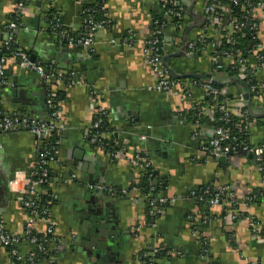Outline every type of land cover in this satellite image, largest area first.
Here are the masks:
<instances>
[{"label":"crops","instance_id":"crops-1","mask_svg":"<svg viewBox=\"0 0 264 264\" xmlns=\"http://www.w3.org/2000/svg\"><path fill=\"white\" fill-rule=\"evenodd\" d=\"M180 1L184 7L182 28L176 32L167 27L163 51L164 66L180 87L165 93L148 90L155 78L142 53L151 17L154 13L161 16L156 0H105L110 25L96 31L87 53L67 48L44 29V12L50 9L65 30L81 33L82 5L78 1L26 3L21 25L14 31L17 47L30 60L53 68L69 81L65 85L46 83L9 59L0 89V106L7 113L46 122L49 110L44 100L49 89L62 109L60 165L51 168L49 182L37 189L40 198L51 203L53 227V241L41 264H145L151 249L159 251L155 264H264L262 177L247 155L234 154L220 162L203 151L213 135L214 120L205 109L204 93L189 86L193 78L203 81L212 74L213 81L235 98L239 81L226 70L212 73L209 57L214 49L210 47L191 58L186 56L189 41L201 36L214 41L216 33L212 28L207 34L203 31L202 0ZM15 2L0 0V30L10 22ZM257 19L264 44V14ZM129 33L134 37L131 46L123 44ZM1 43L0 39V47ZM239 105L232 100V109ZM251 107V114H264L263 105ZM197 108L201 119L197 118L200 125L195 126L189 114ZM98 114L109 125L100 135V143L114 145V150L125 148L124 153H116L113 163L86 136ZM254 119L250 143L259 146L264 142V119ZM142 136L145 140L139 139ZM37 152L38 142L31 134L20 130L0 133V233L19 239L22 263L31 246L24 237L28 214L20 192L25 178L34 176ZM134 156L150 161L154 186L162 188L159 195L166 192V204L158 216L148 214L145 196L134 187L141 177L130 162ZM16 172L23 176L12 187ZM71 175L75 178L70 181ZM89 185L123 190L127 196L93 192ZM205 187L215 192L227 187L238 199L256 195L245 210L258 220L260 233L254 237L242 218H224L221 206L207 204V212L202 214L205 219L191 218L193 212H201L193 194ZM171 199L175 201L171 203ZM37 230L42 234L44 225L38 224ZM0 264H9L1 245Z\"/></svg>","mask_w":264,"mask_h":264},{"label":"built area","instance_id":"built-area-1","mask_svg":"<svg viewBox=\"0 0 264 264\" xmlns=\"http://www.w3.org/2000/svg\"><path fill=\"white\" fill-rule=\"evenodd\" d=\"M40 1L42 3H48L50 0ZM27 2L28 0H16L13 15H15L18 20L21 19ZM156 2L160 6L162 19L171 17L179 21L183 20L184 11L182 8H178V2L174 0H156ZM171 3L176 6V8H173V11L167 8ZM232 7L240 8L242 15L240 17L234 15L231 10ZM82 12L85 13L87 11L83 10ZM258 14H264V0H204L201 4V15L204 21L203 31L207 34L209 28L214 29L216 39L210 41L208 40L209 37L201 36L196 41H189L186 44L185 53L188 58L193 57L196 52H201L204 47L214 49L212 55L209 57L212 73L223 69L227 71L229 68L228 72L232 74L235 73L233 76L235 75L236 79L246 87V91L240 88L238 96L230 99V95H228L226 90L218 89L213 86L216 82L211 78L212 74L208 75L209 78L203 81H196L193 79L189 81L190 87L201 90L205 96H214L221 99L216 101L214 105L205 108L208 109L212 117L211 111L220 114L219 118L215 119L213 117V135L207 139L203 147V151L215 159L223 157L226 160V158L231 156V152L236 150L233 146L236 140L232 138L229 130L223 128L222 125L218 126L219 122L226 124L229 123L231 119L238 118L242 122V131L248 134L251 123L255 121V119L248 117L247 111L244 109L246 107V102L243 99V95L245 93L248 94L251 105L264 106V44L262 42L261 25L257 19ZM82 22L83 31L78 34H72L65 30L59 23V19L55 16L49 23L45 21L46 26L44 29H50V32L64 43V46L67 48L82 49V51H84L87 47L93 45V38L96 31L104 29L105 27L101 23H96L91 14L88 15L86 20L83 19ZM7 24L6 30L2 33L0 32L2 42L0 47V88L4 85L6 65L9 59H13L20 68L36 73L46 83L54 81L55 84L65 85L69 82L68 79L64 78L65 76L62 75V73L49 66L47 67L39 62L30 60L29 55L22 49L18 47L11 48L10 44L14 42L13 34L17 28V24L13 22H8ZM108 24L109 21H107V25ZM246 33H249L252 41L256 42V46L247 52L248 57L247 60L244 61L236 45H238L237 37L244 38ZM133 40V35L129 33L124 38L123 44L131 46ZM222 40H225L230 48L227 51L216 53L218 43ZM164 45V24H159V22L154 21L153 27L150 29L149 37L142 43L143 56L155 78V84L148 88L150 91L165 93L180 87L178 83L170 77L167 68H165L163 64ZM224 57H226L228 61V66L222 63V58ZM234 99L240 104L237 110L231 108L232 100ZM46 105L49 110V121L46 122H40L33 117L21 115L17 112L7 113L0 106V133L20 130L31 134L38 142L37 165L33 173L34 176L25 178V188L20 192L21 202L28 214V219L24 225V237L31 246V249L25 257V264H39L40 261L38 262V260L36 263L37 253H42L46 259L48 250L45 249L44 244H50L53 241V227L49 218L50 206L46 204L41 208L39 207L40 196L37 191L40 186L49 182L51 168L60 165L57 153H54L55 147H48L50 136L54 133H59L62 129V126H60L62 109L52 95L50 89L46 97ZM205 113L208 112L205 111ZM100 116H102V114H98L95 117L96 119L92 122L86 136H88L90 143L100 145V148L106 155L107 161L113 163L116 159V153H124L125 148L120 146V150L110 151L109 145L100 143V136L93 134V131L100 127ZM193 122L195 126L200 125L198 119H195ZM194 134L197 135L196 132ZM139 139L145 140V137L142 136ZM59 144L60 140L54 143L55 146ZM240 153L254 158V163L257 171L262 177V185L264 186V142L259 146L242 145ZM130 162L135 170L139 171L142 175L148 171H152L151 163L147 159L134 156L130 159ZM22 176V173L16 172L14 179L10 182V186L16 187V184L22 179ZM73 178H75V176L71 175L70 181ZM149 182L151 187L150 191H153L154 179L152 178ZM87 188L97 193H107L113 196H117L118 194V197L122 198L127 196L126 191L122 190L115 192L104 185H89ZM201 193L210 197L208 200V205L210 207H222L225 214L224 218H242L246 220L247 226L254 237L260 233L261 227L259 226L258 220L249 215L245 210L247 206L255 201L256 195L250 194L243 199H238L227 187H222L215 193H212L211 187H205ZM193 195L196 199L195 194ZM149 196L151 197V195L146 197L148 198ZM221 198H224L226 201H223ZM166 199L167 198L159 194L155 198L146 199L148 214L153 217L162 214ZM174 201V199L170 200L171 203ZM225 208H227V210H225ZM201 217L204 219L206 218L199 211H195L191 214V218L197 221H199ZM38 224L44 225L43 235L40 238L36 235L39 233L37 230ZM18 244V238L11 237L3 232L0 233V245L4 247V249L7 248L9 250V252L7 251L8 259L14 258L16 262L21 261V257L17 250ZM205 252L206 250L204 249V253ZM157 257H159V251L157 249H151L146 255L145 264H155ZM9 264L13 263L9 260Z\"/></svg>","mask_w":264,"mask_h":264},{"label":"trees","instance_id":"trees-1","mask_svg":"<svg viewBox=\"0 0 264 264\" xmlns=\"http://www.w3.org/2000/svg\"><path fill=\"white\" fill-rule=\"evenodd\" d=\"M76 1H78L82 5V11L83 10L84 11H87L85 13L82 12V19L86 20L87 17H88V15L91 14L92 17H93V20L96 23L103 24V26L105 28H108L109 27L110 22L107 25V21H109V19L107 18L106 12L104 10V2H105V0H90L89 2L86 1V0H76ZM174 1L178 2V4H179L178 5V8H182V9L184 8L181 5V1L180 0H174ZM202 2H204V0H202ZM223 2H225V1H223ZM156 4L158 6V9L160 10L159 4L157 2H156ZM173 6L174 5L171 3V5H168L167 8L170 11H173V8H176V6H174V7ZM231 10H232L233 14L234 15H237L238 17H240L242 15L241 14V11H240V8L232 7ZM53 13L54 12L52 10H50V9H47L44 12L45 21L47 23H49L51 21V19L54 17V14ZM9 21L17 24V27H19L21 25V19L18 20L15 17V15L10 16L9 17ZM154 21L159 22V24H164L165 30L168 27V28H170V29H172V30H174L176 32H178L179 30H181V28H182V22H183V20L179 21V20H176V19L171 18V17H167L165 19H162L161 17H159L157 15V13H154L153 16L151 17V28L153 27V22ZM168 22H170V23H168ZM6 27H1L2 30H0V31L4 32L6 30ZM46 31L50 32V29H46ZM82 31H83V28H82ZM12 34H13V32H12ZM13 36H15V35L13 34ZM237 38H238L237 39V42H238L237 44L238 45H236V48L238 50H240V53L242 55V60L246 61L247 60V57H248L247 52L250 51L252 48H254L256 46V42L252 41L251 36L249 35V33H246L244 38H239V36ZM13 39H14V42H12L10 44V47L11 48H17V44H16L15 37H13ZM208 40H210V39H208ZM229 48H230V46L228 44H226L225 40H222V41H220L218 43V48H217L216 53L222 52V51H227ZM222 61H223L222 62L223 64H225V65L228 66V61H227L226 57L222 58ZM228 70H229V68H228ZM228 70H227V72H228ZM233 74H235V73H233ZM234 77H235V75H234ZM193 80L202 81V80L195 79V78H193ZM213 86L216 87V88H218V89L225 90L224 87H222V86H220V85H218L216 83H214ZM239 91H238L237 94H239ZM229 98L230 99H233V96L230 95ZM55 99L58 102V104L60 105L59 99L57 97H55ZM219 100H221L219 97L205 96L204 95V106L205 105L212 106V105H214V103L216 101H219ZM244 109L247 111L248 117L251 118V119H254L249 114L247 107H245ZM199 110L200 109L197 108L196 110L194 109L193 111H191L190 114H189V119L192 120V121H194L197 118L198 119H201V118L198 117V113L200 112ZM211 114L213 115V117L215 119L220 117V114H218V112L211 111ZM99 119H100V127H99V129L93 131V134H95L96 136H100L102 133H104L105 131H108V129H109V125H108V123L106 121V118L102 115V116H100ZM260 119H264V117H260V118H258L256 120L257 121L258 120L260 121ZM47 121H49V119ZM220 125H222L223 128L229 130L230 133H231V135H232V138H234L236 140V142L233 143L234 144L233 146H234V148L236 150L234 152H231V154H230L231 156L234 155V154L240 153V150H241V146L242 145H251V143H250V137H249V132L247 134L244 131H242V126H241L242 125V122H241L240 119L233 118V119L230 120L229 123H226V124H223V123L219 122L218 123V126H220ZM59 137L60 136H59L58 133H54L49 138L48 147H50V146L53 147L54 146L55 147L54 148V150H55L54 153H57L58 150H59V145H56V146L54 145L55 141L60 140ZM109 147H110L109 148L110 151H113L115 149L114 145L109 144ZM252 160L254 161V158H252ZM152 178H154L152 171H148L147 173H145L143 175L141 174V177L139 178L138 182L134 186L135 189H137L142 195H144L146 199L155 198L159 194L160 190L162 189L161 187L159 188L158 185H157L156 187L153 186L154 187L153 188V191H150V188L151 187H150V182L149 181ZM202 190L199 191V192H196L195 193V197H196V200H197V203H198V206H199L200 211L202 212V214L203 213L206 214L205 212H207V210H206L205 207L207 206L208 200L210 199V197L207 196V195H203L201 193ZM212 193H215V192L212 190ZM148 195H151V197L149 196L147 198L146 196H148ZM221 199L223 201H226L224 198H221ZM46 204H48L49 206H51V203L49 201H46V199L40 198L39 207L41 208V207H43ZM164 206H165V204H164ZM40 208H39V210H40ZM225 210H227V208H225ZM222 213L224 215V211ZM36 235H37L38 238H40L43 234L38 233ZM44 247H45V249H47L49 251L50 244L49 243H45L44 244ZM5 250H6V252L7 251L9 252V250L7 248ZM36 255H37L36 263H37V260H38V262L40 261V263H41L45 259V256H43L42 253H37ZM9 260L13 264H25V263H22V262H16L14 260V258H9Z\"/></svg>","mask_w":264,"mask_h":264},{"label":"water","instance_id":"water-1","mask_svg":"<svg viewBox=\"0 0 264 264\" xmlns=\"http://www.w3.org/2000/svg\"><path fill=\"white\" fill-rule=\"evenodd\" d=\"M160 17H161V16H160ZM32 23H34V25H35L36 20L34 19V20L32 21ZM98 31H100V30H98ZM91 49H92V46H89V47H87V48L84 50V52L87 53V52L90 51ZM162 61H163V64L166 66V63H165V59H164V58L162 59ZM236 84H238L240 88H242L244 91H246V87H245V85L241 84L240 82H236ZM243 99H244V101L246 102V107H247V109H248L249 114H250L253 118L264 117V114H262V115H253V114L250 113V112H252V107H251V104H250V102H249L248 94H247V93H245V94L243 95ZM44 103H46V98H45V100H44ZM249 157H250V156H249ZM250 158H251V157H250ZM218 161L223 162V161H225V159H224L223 157H220V158L218 159ZM91 183H92V182H91ZM166 196H167V195H166V192L163 193V197L166 198Z\"/></svg>","mask_w":264,"mask_h":264}]
</instances>
